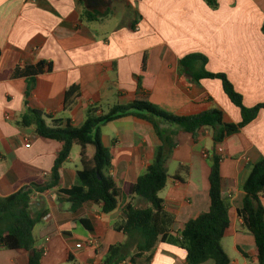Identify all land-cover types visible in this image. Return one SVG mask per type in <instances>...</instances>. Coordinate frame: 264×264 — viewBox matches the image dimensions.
Instances as JSON below:
<instances>
[{"label":"crops","instance_id":"0c3cea01","mask_svg":"<svg viewBox=\"0 0 264 264\" xmlns=\"http://www.w3.org/2000/svg\"><path fill=\"white\" fill-rule=\"evenodd\" d=\"M84 11L94 17H83ZM263 20L264 0H218L217 9L204 0H0V197L20 189L27 178L49 175L62 146L18 124L26 106L68 119L74 127L82 125L91 104L105 108L136 99L177 115L220 109L224 122H240V110L224 93L221 81L192 82L179 70L178 60L201 53L208 59L206 69L225 73L245 106L264 103ZM145 53L144 80L152 87L141 90L138 76ZM30 80L33 88L25 105ZM74 85L79 95L65 109L66 90ZM235 137L243 151L232 157L226 140L214 145L209 128L199 130L196 140L179 133L167 160L166 185L159 192L166 241L157 242L149 264H187L185 250L173 240L185 222L209 209L214 147L222 157L221 176L234 183L222 192L230 203L223 249L230 264H254L243 254L254 257L257 248L238 209L250 167L264 159V109ZM101 140L111 155L109 173L118 185L135 183L160 144L149 123L131 116L103 126ZM80 150L73 145L62 165L63 189L78 184ZM86 152L90 155L91 148ZM66 199L57 190L32 196L31 211L47 212L33 231L36 248L44 250L41 264H102L109 246L126 241L118 228L125 222L123 208L130 198L122 196L110 213L92 202L73 212ZM260 201L264 207V195ZM133 202L144 206L140 198ZM72 220L75 228L64 233L61 226ZM135 240L129 242L131 250ZM28 259L24 249L0 247V264H28Z\"/></svg>","mask_w":264,"mask_h":264},{"label":"trees","instance_id":"16d2710c","mask_svg":"<svg viewBox=\"0 0 264 264\" xmlns=\"http://www.w3.org/2000/svg\"><path fill=\"white\" fill-rule=\"evenodd\" d=\"M204 2L211 9L218 7V0ZM82 15L87 19L94 17L89 11H84ZM261 32L264 34V20ZM147 58L148 54L145 53L138 76V87L141 90L152 87V84L144 80ZM207 62L205 55L193 52L181 57L178 67L192 82L197 83L201 79L220 80L224 93L240 110V122H224L220 109H202L188 115H177L149 101L136 99L105 108L100 103L91 104L85 110L82 125L74 127L68 119L53 117L26 106L18 124L31 129L36 136L56 140L62 146L48 177L27 178L20 189L6 197H0V247L9 250L24 249L29 252L28 264H41L43 252L36 248L33 231L35 226L43 221L47 212L44 209L31 211L30 202L35 193L57 190L67 195L66 201L70 203L71 211L75 212L83 204L92 202L102 204L103 213L115 210L120 198L128 196L130 200L123 208L126 219L118 228L126 236V241L109 246L102 264H149L157 242L166 241L162 215L163 199L159 192L166 185V164L177 146L179 133H188L196 140L199 130L209 128L214 145L219 146L226 140L225 146L229 154L235 157L243 151L235 137L236 134L264 109V103H257L252 107L245 106L242 94L235 89L228 76L207 70ZM32 88L33 83L30 80L25 92V105ZM78 95L79 88L76 85L68 88L64 108H68ZM128 116L149 123L160 144L155 150L152 163L135 183L124 182L118 185L109 173L111 155L102 143L101 128L111 121ZM73 145H79L81 148L82 169L77 173L78 184L63 189L60 170L69 158ZM87 147L91 148L90 155L86 152ZM211 158L209 209L185 222L179 236L173 240L175 245L185 250L187 264H203L208 260H212L214 264H230V258L221 243L224 231L229 225L230 203L222 197V192L226 186L230 187L234 183L231 179L221 176L222 157L215 147L211 151ZM242 189L245 196L238 214L253 235L257 248V255L254 257L243 254L251 263L264 264V207L260 201V196L264 195V159L250 167ZM134 198H141L147 204L138 206L133 202ZM81 223L86 226L85 220H81ZM75 226L76 221L72 220L62 225L61 230L66 233V229L73 230ZM135 237L132 252L128 254L131 251L129 242Z\"/></svg>","mask_w":264,"mask_h":264},{"label":"rangeland","instance_id":"374dc122","mask_svg":"<svg viewBox=\"0 0 264 264\" xmlns=\"http://www.w3.org/2000/svg\"><path fill=\"white\" fill-rule=\"evenodd\" d=\"M128 14H129V13H128ZM128 14H125V16L128 15ZM116 20H124V18H118V17H117ZM140 199H141V198H140ZM141 201L143 202L144 205L147 204L143 199H141ZM131 252H132V250H131L128 254H130Z\"/></svg>","mask_w":264,"mask_h":264},{"label":"built area","instance_id":"2783aa9c","mask_svg":"<svg viewBox=\"0 0 264 264\" xmlns=\"http://www.w3.org/2000/svg\"><path fill=\"white\" fill-rule=\"evenodd\" d=\"M26 146H29V144L27 143ZM48 174H45V177H47ZM80 245L78 244L77 247H79ZM42 252H44V250H42Z\"/></svg>","mask_w":264,"mask_h":264},{"label":"water","instance_id":"95a60500","mask_svg":"<svg viewBox=\"0 0 264 264\" xmlns=\"http://www.w3.org/2000/svg\"><path fill=\"white\" fill-rule=\"evenodd\" d=\"M211 160H212V158H211Z\"/></svg>","mask_w":264,"mask_h":264}]
</instances>
